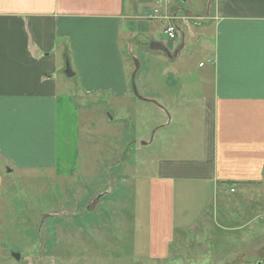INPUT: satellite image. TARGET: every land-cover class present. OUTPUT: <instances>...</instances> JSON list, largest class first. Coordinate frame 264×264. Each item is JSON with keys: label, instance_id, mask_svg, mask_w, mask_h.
I'll list each match as a JSON object with an SVG mask.
<instances>
[{"label": "crops", "instance_id": "crops-1", "mask_svg": "<svg viewBox=\"0 0 264 264\" xmlns=\"http://www.w3.org/2000/svg\"><path fill=\"white\" fill-rule=\"evenodd\" d=\"M157 1L0 0V197L5 174L16 171L74 177L78 99L103 90L90 81L100 78L111 79L106 90L112 99L133 102L135 96L157 107L155 138L142 137V148L155 144L158 156L149 182L152 248L164 251L184 233L179 230L195 227L219 192L264 181V0H208L206 14L197 16L180 13L181 1L190 0L160 5L162 16L177 18V37L183 18L191 21L185 25L189 34L196 27L210 36L197 46L207 59L196 66L198 73L182 64L177 37L165 34L169 22L152 18ZM123 36L131 52H161L180 62L176 82L157 88L155 98L142 97L126 70ZM152 43L168 52L152 50ZM69 58L80 85L66 78ZM178 115L188 123L184 135L162 136Z\"/></svg>", "mask_w": 264, "mask_h": 264}, {"label": "rangeland", "instance_id": "rangeland-1", "mask_svg": "<svg viewBox=\"0 0 264 264\" xmlns=\"http://www.w3.org/2000/svg\"><path fill=\"white\" fill-rule=\"evenodd\" d=\"M207 1H181L180 13L205 15ZM183 19L178 25L184 37L179 31L175 41L183 49L182 64L190 63L192 71L198 73L196 66L206 64L207 59L197 46L210 36L196 27L189 34ZM159 25L153 24V29L158 30ZM141 41L149 46L148 38ZM136 50L131 52L123 36L122 52L129 77L135 78L142 97L155 98L157 88L176 82L174 71L181 64L172 62L161 52ZM68 64L72 72L77 69L69 58L65 74ZM88 71L91 72L90 68ZM79 73L78 70L74 77H66L70 85L73 82L80 85ZM90 81L94 89L103 90L89 96L83 94L78 99L82 106L80 162L74 168V177L73 174L57 177L55 172L44 170L5 174L0 197V264H257L262 261L264 181L237 186L234 193L219 192L218 198L207 202L208 213L202 221L194 222L195 227L191 226L194 228L179 230L184 233L175 235L173 244L164 251L152 248L149 182L156 174L158 156L155 144L142 148V137L151 134L155 138L157 107L135 96L133 102L112 99L111 92L106 90L111 79ZM169 107L178 108L173 103ZM177 117L180 120L176 119L175 125L163 131L162 136L184 135L188 123L182 116ZM177 140L181 139L177 137ZM97 200L90 211L89 207ZM189 210L193 216V210ZM179 224L177 221L176 225ZM16 254L20 255L19 260L14 257Z\"/></svg>", "mask_w": 264, "mask_h": 264}, {"label": "built area", "instance_id": "built-area-1", "mask_svg": "<svg viewBox=\"0 0 264 264\" xmlns=\"http://www.w3.org/2000/svg\"><path fill=\"white\" fill-rule=\"evenodd\" d=\"M170 0H158L157 1V7L154 9V13L152 18L153 19H159L163 17L165 20L169 22V25L165 29V34L168 36L170 40H175L177 37V26L174 24L175 20L177 19L176 17L172 16H162L161 11H160V5L168 3ZM187 24L191 22L189 19L184 18L183 19ZM202 66V65H201ZM233 192V190H232Z\"/></svg>", "mask_w": 264, "mask_h": 264}, {"label": "water", "instance_id": "water-1", "mask_svg": "<svg viewBox=\"0 0 264 264\" xmlns=\"http://www.w3.org/2000/svg\"><path fill=\"white\" fill-rule=\"evenodd\" d=\"M150 48H151L152 50H161V51H164V52H166V53L168 52L167 48H166L164 45L160 44V43H152V44L150 45ZM66 73H67V75L70 76V77L73 76V72H72V70H71L69 64L67 65V71H66ZM97 202H98V200L95 202V204H92V205L89 207V210H90V211L95 207V205L97 204ZM14 257L16 258V260H19V259H20V255H19V254L14 255ZM257 264H264V257H263V260H262V261H259Z\"/></svg>", "mask_w": 264, "mask_h": 264}]
</instances>
